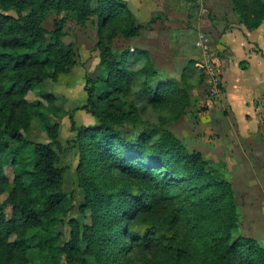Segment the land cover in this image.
<instances>
[{"label": "trees", "instance_id": "trees-1", "mask_svg": "<svg viewBox=\"0 0 264 264\" xmlns=\"http://www.w3.org/2000/svg\"><path fill=\"white\" fill-rule=\"evenodd\" d=\"M232 4L247 30L261 26L263 0ZM51 11L70 12L80 26L96 21L103 70L95 79L84 75L85 103L68 112L77 157L73 191L90 220L69 219L68 239L58 230L70 194L61 188L68 166L60 160L57 125L48 126L49 141L25 137L40 113L27 93L77 65L62 41L65 19L54 18L50 31L43 26ZM143 28L125 0H0V264H31L32 257L43 264H264L257 240L233 235L239 210L231 183L170 131L154 139L134 127L141 122L135 80L153 108L175 106L179 114L189 104L174 80L152 84L159 73L148 50L115 54L109 47L116 35L137 38ZM131 59L141 67L132 69ZM79 110L96 123L77 124ZM6 163L15 168L12 180Z\"/></svg>", "mask_w": 264, "mask_h": 264}, {"label": "rangeland", "instance_id": "rangeland-1", "mask_svg": "<svg viewBox=\"0 0 264 264\" xmlns=\"http://www.w3.org/2000/svg\"><path fill=\"white\" fill-rule=\"evenodd\" d=\"M151 1L152 10L147 17L155 18L153 27L145 14L140 15L138 21L144 26L141 35L130 39L118 34L109 47L115 54H120L132 52L137 44H148L152 47L151 58L159 73L152 84L166 78L174 80L185 88L189 104L179 114L175 106L153 108L137 93L141 80H135L132 100L137 105L141 122L134 127L148 132L154 139L161 130H168L189 151H200L209 166L233 187L239 210L234 237L253 238L264 247V21L259 28L249 32L248 38L241 32H246L245 28L236 27L232 30L233 36H237L233 43L228 30L240 23L232 0ZM61 16L65 19L62 41L74 52L77 65L59 81L48 80L27 93L26 101L38 104L40 113L32 120L25 137L32 142L49 141L52 134L48 126L57 125L56 135L64 151L59 152L60 160L68 166L61 188L70 194L63 207L66 211L61 217L64 224L59 225L58 230L64 239H68L69 219L84 224L90 222L89 212L83 213L79 209L80 191H73L77 157L72 148L74 133L70 131L68 112L85 103L84 75L95 79L103 76V70L99 65L100 52L95 46L98 39L96 21L80 26L70 12L57 16L51 11L43 26L52 30L54 18ZM225 31L228 32L222 38ZM200 32L208 38V65L215 68L220 79L218 96L211 93L206 67L195 66L204 59L195 47ZM238 39H243L244 50L238 48ZM141 65V60L131 59L132 69ZM49 95L51 101L46 98ZM75 121L85 126L96 123L92 115L81 110L76 111ZM132 127L131 123L126 124L125 129L131 132ZM4 170L12 180L15 168L6 163ZM4 198L1 196L0 199ZM31 264L43 262L32 257ZM61 264L66 263L62 260Z\"/></svg>", "mask_w": 264, "mask_h": 264}, {"label": "crops", "instance_id": "crops-1", "mask_svg": "<svg viewBox=\"0 0 264 264\" xmlns=\"http://www.w3.org/2000/svg\"><path fill=\"white\" fill-rule=\"evenodd\" d=\"M126 2H127V4H128V7L130 8V10L133 12V14H134V16H135V19L138 21V18H140V15H143V14H145L144 16H145V19H147L148 21L151 19V17L149 16V17H147V13L150 11V10H152L151 9V4H153L152 3V1L151 0H125ZM152 16V15H151ZM139 22V21H138ZM140 24H142L143 25V23L142 22H139ZM155 23L153 22V23H151L150 25H151V27H153L152 25H154ZM239 26H241L242 28H245L243 25H241V24H236L235 25V27L234 28H232V29H230V30H228V31H230V33H228L229 34V39L234 43L235 42V40L237 39V36H233V34H232V30H234L236 27H238V28H240ZM246 29V28H245ZM154 30V29H153ZM142 31L143 30H141V32H140V35H141V33H142ZM228 31H225L222 35H221V37L223 38L224 36H226V32H228ZM246 32H243V31H241L242 32V34L244 35V36H246V38H248V34H249V32L251 31V30H245ZM235 39V40H234ZM239 39H241V38H239ZM237 40V46H238V48H241L242 50H244V48H245V46H243V39L242 40ZM236 43H235V46H236ZM234 45V44H233ZM136 47H139V48H144V49H146V50H148L149 52H150V54L152 53V47H150L148 44H137L136 45ZM231 59V57H229V60ZM228 60V69H227V72H228V70H229V66H230V61Z\"/></svg>", "mask_w": 264, "mask_h": 264}, {"label": "built area", "instance_id": "built-area-1", "mask_svg": "<svg viewBox=\"0 0 264 264\" xmlns=\"http://www.w3.org/2000/svg\"><path fill=\"white\" fill-rule=\"evenodd\" d=\"M195 47L200 50L201 55L203 56V62H197L195 63V66L198 68L206 67V74L209 78V85L211 88V93L214 96L219 95V76L215 70L214 67H210L208 65V52H209V45H208V38L205 36V34L200 32L195 40Z\"/></svg>", "mask_w": 264, "mask_h": 264}]
</instances>
